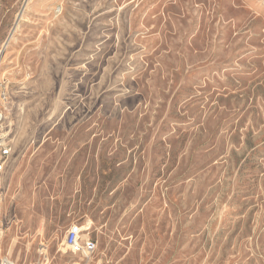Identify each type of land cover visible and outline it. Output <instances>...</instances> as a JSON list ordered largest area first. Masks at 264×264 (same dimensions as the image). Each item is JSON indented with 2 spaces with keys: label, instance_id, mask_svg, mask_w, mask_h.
Segmentation results:
<instances>
[{
  "label": "rangeland",
  "instance_id": "1",
  "mask_svg": "<svg viewBox=\"0 0 264 264\" xmlns=\"http://www.w3.org/2000/svg\"><path fill=\"white\" fill-rule=\"evenodd\" d=\"M0 115V261L264 264V0H0Z\"/></svg>",
  "mask_w": 264,
  "mask_h": 264
},
{
  "label": "built area",
  "instance_id": "2",
  "mask_svg": "<svg viewBox=\"0 0 264 264\" xmlns=\"http://www.w3.org/2000/svg\"><path fill=\"white\" fill-rule=\"evenodd\" d=\"M1 119V115H0ZM9 155V149L0 143V174L4 171L7 163V157ZM82 229L78 224L71 225L65 236V246L70 249L74 254H81L83 257H89L95 251V244L92 241H87L83 246L80 245V236ZM0 264H14L9 261H0ZM81 264V263H72Z\"/></svg>",
  "mask_w": 264,
  "mask_h": 264
},
{
  "label": "bare ground",
  "instance_id": "3",
  "mask_svg": "<svg viewBox=\"0 0 264 264\" xmlns=\"http://www.w3.org/2000/svg\"><path fill=\"white\" fill-rule=\"evenodd\" d=\"M85 236H86V235H85ZM90 260H91V259H88L87 262L90 261ZM9 263H11V262H9Z\"/></svg>",
  "mask_w": 264,
  "mask_h": 264
},
{
  "label": "crops",
  "instance_id": "4",
  "mask_svg": "<svg viewBox=\"0 0 264 264\" xmlns=\"http://www.w3.org/2000/svg\"><path fill=\"white\" fill-rule=\"evenodd\" d=\"M2 174H4V173H2ZM2 176H3V175H2ZM2 176H1V177H2ZM1 177H0V178H1Z\"/></svg>",
  "mask_w": 264,
  "mask_h": 264
}]
</instances>
